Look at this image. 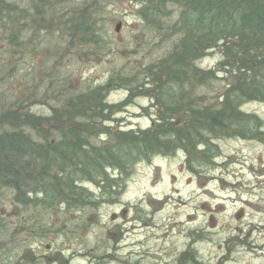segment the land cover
<instances>
[{
	"label": "rangeland",
	"instance_id": "rangeland-1",
	"mask_svg": "<svg viewBox=\"0 0 264 264\" xmlns=\"http://www.w3.org/2000/svg\"><path fill=\"white\" fill-rule=\"evenodd\" d=\"M146 1L0 0V111L23 105L50 116L103 87L93 144L112 147L119 131L153 126L163 103L138 88L153 86L150 67L180 47L170 32L180 8L168 2L151 14ZM195 61L216 77L186 78L177 96L219 107L232 53L212 48ZM240 109L259 129L211 132L210 158L199 147L122 154V170L105 165V175L78 182L86 205L18 201L0 181V264H264V101ZM33 187L32 177L24 190Z\"/></svg>",
	"mask_w": 264,
	"mask_h": 264
},
{
	"label": "trees",
	"instance_id": "trees-1",
	"mask_svg": "<svg viewBox=\"0 0 264 264\" xmlns=\"http://www.w3.org/2000/svg\"><path fill=\"white\" fill-rule=\"evenodd\" d=\"M146 2L151 14L168 2L180 8L178 20L170 26L172 35L181 34L180 47L174 48L158 66L150 67L153 86L138 88L151 92L163 103L155 124L137 131H119L112 147L93 144L90 137L97 128L93 120H105L103 87L76 95L65 108L54 110L50 116L36 115L23 105L0 111V181L15 190L18 201L41 195L47 208H53L56 200L86 205L91 200L78 182L105 175V165L122 170V154L146 158L177 149L190 153L199 147L198 154L210 158L207 136L211 132L232 129L237 134H248L259 129L257 120L244 116L240 106L250 100L264 101V0ZM212 48H219L224 57L229 53L233 57L223 100L219 107L184 104L185 94L176 93L186 78L188 82L203 83L216 77L212 70L199 73L195 67L197 57ZM139 94L132 91L131 96ZM53 132L57 135L53 136ZM32 177L34 187L25 191Z\"/></svg>",
	"mask_w": 264,
	"mask_h": 264
},
{
	"label": "water",
	"instance_id": "water-1",
	"mask_svg": "<svg viewBox=\"0 0 264 264\" xmlns=\"http://www.w3.org/2000/svg\"><path fill=\"white\" fill-rule=\"evenodd\" d=\"M120 29H121V23L118 22V23L115 25V31H116V32H119Z\"/></svg>",
	"mask_w": 264,
	"mask_h": 264
}]
</instances>
